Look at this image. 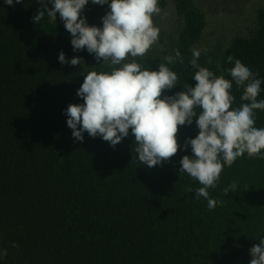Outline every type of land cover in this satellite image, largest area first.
<instances>
[{"label":"trees","instance_id":"16d2710c","mask_svg":"<svg viewBox=\"0 0 264 264\" xmlns=\"http://www.w3.org/2000/svg\"><path fill=\"white\" fill-rule=\"evenodd\" d=\"M175 5L183 25L168 54L179 49L184 64L170 66L180 85L162 96L195 85L188 61L205 27L191 0ZM39 7L35 0H0V247L7 249L0 264H249V248L264 236V158L245 154L225 167L208 189L223 203L210 212L193 196L202 185L178 173L190 146L148 168L140 165L131 130L114 147L87 132L75 140L63 109L83 102L76 89L87 71L105 68L86 50L73 51L58 13L56 21L34 24ZM256 20L248 36L202 52L198 63L229 78L231 55L264 79V8ZM60 51L84 64H61ZM160 57L136 59L154 69ZM242 91L233 86L232 107ZM195 119L178 125V144L198 133ZM255 126L264 127V111L257 110ZM233 181L237 190L225 195Z\"/></svg>","mask_w":264,"mask_h":264},{"label":"clouds","instance_id":"9594fccd","mask_svg":"<svg viewBox=\"0 0 264 264\" xmlns=\"http://www.w3.org/2000/svg\"><path fill=\"white\" fill-rule=\"evenodd\" d=\"M38 8L32 22L56 21L57 13L70 34L74 52L86 50L105 70L87 71L76 89L82 103H70L63 112L66 124L75 140L83 141L84 133L100 136L111 146L117 145L129 135L136 143L135 153L140 165L152 168L161 165L177 153L178 148L190 146L192 155H183L178 173H185L198 181L201 187L193 190L196 199L203 198L211 212L222 201L209 197L221 172L238 158H264V127H256L257 110L264 111V99H257L264 79L244 66L231 55L227 62L229 78L216 75L208 67L198 63L202 51L192 49L188 61L194 86L182 87V91L163 95L178 83V75L171 65L184 64L179 49L164 57V62L152 69L136 58L144 57L158 41L160 29L153 22L159 15V0H35ZM23 0H3V4L15 6ZM89 3L107 5L101 17L102 23L89 24L83 9ZM51 5V7H49ZM61 64L80 66L83 57L66 58L60 51ZM211 63V60H209ZM233 86L240 95L239 107H232ZM198 133L186 137L178 144V125L191 124L193 118ZM238 188L233 181L224 189L225 195ZM259 243L249 248V264H264V236L256 237ZM13 247L17 245L15 242ZM7 256V249L0 247V260Z\"/></svg>","mask_w":264,"mask_h":264},{"label":"rangeland","instance_id":"374dc122","mask_svg":"<svg viewBox=\"0 0 264 264\" xmlns=\"http://www.w3.org/2000/svg\"><path fill=\"white\" fill-rule=\"evenodd\" d=\"M204 14L205 27L194 44V48L211 52L220 44L227 46L237 35L248 36L257 25L256 11L264 8V0H191ZM176 0H159L161 12L153 16V22L159 27V39L146 53L160 58L169 55L171 42L176 39L182 28L183 19L177 15ZM107 11V5L89 3L83 14L89 24L99 26L101 17Z\"/></svg>","mask_w":264,"mask_h":264}]
</instances>
